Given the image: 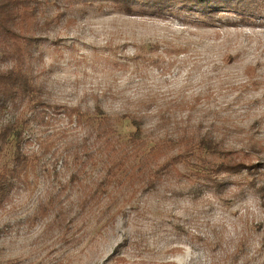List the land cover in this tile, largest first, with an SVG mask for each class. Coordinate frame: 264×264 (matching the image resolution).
Instances as JSON below:
<instances>
[{"label":"rangeland","instance_id":"rangeland-1","mask_svg":"<svg viewBox=\"0 0 264 264\" xmlns=\"http://www.w3.org/2000/svg\"><path fill=\"white\" fill-rule=\"evenodd\" d=\"M52 1L42 0L41 17L64 15L34 61L50 107L23 134L32 164L0 208V264H264V200L246 190L243 174L197 191L178 164L182 176L153 188L115 182L81 210L106 158L78 151L88 133L64 112L99 105L112 117L134 113L149 138L200 128L243 161L264 162V0H209L220 4L212 17L147 0L131 14L99 0L58 9ZM116 126L132 128L127 119ZM248 139L259 148L246 158L238 152ZM50 196L62 222L50 207L39 214Z\"/></svg>","mask_w":264,"mask_h":264},{"label":"trees","instance_id":"trees-1","mask_svg":"<svg viewBox=\"0 0 264 264\" xmlns=\"http://www.w3.org/2000/svg\"><path fill=\"white\" fill-rule=\"evenodd\" d=\"M51 1L46 0L47 3ZM77 1L91 4L95 0H53L52 4L57 9L67 8ZM99 1L110 2L118 10L131 14L134 4L141 0ZM147 1L159 10L178 5L180 11H197L205 17L214 16L220 7L219 3L209 0ZM232 2L227 0L226 4ZM62 14L59 11L52 17H41L42 0H0V159L3 155L7 157L5 162H0V208L11 199L14 184L26 177L32 164L31 157L23 149V134L40 111L50 107L44 98L43 87L37 82L35 51L44 39V32ZM64 112L69 118L74 116L76 123L84 126L88 133L78 151L81 148L87 159L92 158L93 150L101 151L106 158L104 175L90 193L79 200L83 211L106 194L115 182L132 183L140 179L141 187L153 188L164 176L184 175L177 169L178 164L187 168L192 178L185 175L192 184L199 186L197 191L201 186L217 191L219 186L227 183L222 176L243 174L246 190L254 191L264 200V162L243 161L235 155L234 148L226 145L224 137H216L212 131L185 127L175 134L149 138L143 119L134 113L112 117L99 105L92 110L75 106ZM116 119H127L132 128L127 132L119 131ZM258 148V143L248 139L238 153L247 158L250 151ZM74 157L80 159L76 150ZM49 207L55 210L57 222H62L65 214L56 207L53 196L40 204L39 214L45 215Z\"/></svg>","mask_w":264,"mask_h":264}]
</instances>
